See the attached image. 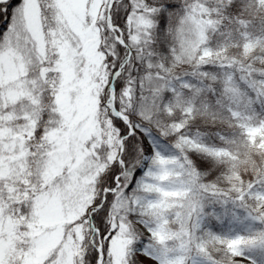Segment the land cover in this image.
<instances>
[{"label":"snow or ice","instance_id":"snow-or-ice-1","mask_svg":"<svg viewBox=\"0 0 264 264\" xmlns=\"http://www.w3.org/2000/svg\"><path fill=\"white\" fill-rule=\"evenodd\" d=\"M0 264H264V0H0Z\"/></svg>","mask_w":264,"mask_h":264}]
</instances>
